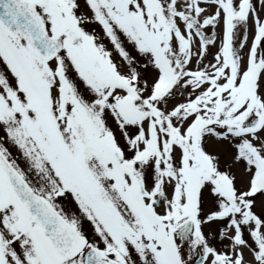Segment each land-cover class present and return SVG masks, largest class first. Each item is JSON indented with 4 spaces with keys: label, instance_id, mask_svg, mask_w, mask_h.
I'll return each instance as SVG.
<instances>
[{
    "label": "snow or ice",
    "instance_id": "snow-or-ice-1",
    "mask_svg": "<svg viewBox=\"0 0 264 264\" xmlns=\"http://www.w3.org/2000/svg\"><path fill=\"white\" fill-rule=\"evenodd\" d=\"M0 264H264V0H0Z\"/></svg>",
    "mask_w": 264,
    "mask_h": 264
}]
</instances>
